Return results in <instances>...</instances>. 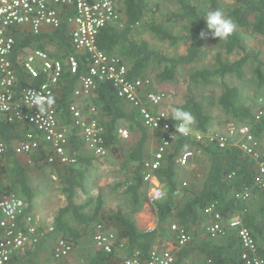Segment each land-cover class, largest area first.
<instances>
[{
  "label": "trees",
  "instance_id": "16d2710c",
  "mask_svg": "<svg viewBox=\"0 0 264 264\" xmlns=\"http://www.w3.org/2000/svg\"><path fill=\"white\" fill-rule=\"evenodd\" d=\"M175 3L178 6L176 11L158 19L153 15L156 7H152L147 0H121L119 4L122 5L124 15L122 25L108 24L102 28L95 38L97 49L116 59L119 64H125L129 77L145 78L153 68H157L155 76L159 82H172L184 74L188 82V94L182 103L172 108H183L195 116L193 130L207 132L211 121L209 106H216L228 116L227 120L237 123L242 121L241 123L249 124L255 136L264 135V116L256 119L253 110L242 100L238 86L226 81V78L232 77L239 81L243 80L247 75L249 63L255 61L257 66L253 71L260 85L264 82L258 54L251 55L248 52L241 35V32L259 35L264 43V0H230L226 5L217 0H209L207 4L202 5L192 4L186 0H176ZM210 9L223 10L225 15L236 23L235 32L227 41L218 40L207 32L202 16ZM147 32L173 45L184 41L187 44L186 49L183 53L167 54L152 46L142 36ZM201 32H205L212 45L220 47L224 54L241 55L232 61H225L222 52L218 51L212 63L200 66L199 62L203 55ZM13 36L15 44L11 60L17 73L15 87L17 92L23 87L38 85L42 80L40 77L28 78L18 65L16 57L24 49L32 47L33 43L40 45V41H46L65 46L67 54L74 52L66 24L40 35H24L15 31ZM75 56L78 60L77 74L64 73L59 83L60 95L54 98L57 110L64 114L67 123L71 122L68 105L73 101L72 94L77 78L86 70L84 57L77 53ZM209 87L212 91L216 89L213 95L211 89L208 90ZM209 95L213 96V100L207 105L205 99ZM88 101L96 108V117L103 126L102 135L109 154L115 158H128L134 163L133 183L128 190L131 191L134 201H138V190L146 188L142 179V163L148 155L145 153V147L150 134L141 124L136 111L118 96L117 88L112 81L97 80L95 90ZM168 121L172 125L176 124L171 120V111ZM121 125L138 134L133 148L128 153L123 151L117 135V129ZM15 129V123L0 120V134L6 141L10 142L11 137L18 135ZM70 142L76 153L77 164L57 166L56 170L64 185L67 203L54 217V231L44 232L32 247L25 249L20 255H14L12 261L15 264H53V260H48L46 254L48 258L52 255L51 249L49 253L50 242L58 234L64 235L74 247L80 246L79 256L83 264H118L116 252L104 253L94 250L91 241L81 240L84 238L83 232H86L85 226L96 221L100 202L93 213H88L84 210L85 204L74 201V187L82 186L86 173L85 166L90 164L91 158L80 153L81 142L73 132ZM185 146L200 147L207 161L206 171L202 179L190 186L184 185L180 188V194L175 195L179 184L178 170L182 167L177 165L176 158ZM45 156L44 149L31 154L36 165L44 164ZM4 160L8 162V170ZM0 171L9 172L12 179L9 185L1 186L3 191L12 192L13 189H17L24 196L27 208L31 209L34 194L29 184L27 170L10 149L0 156ZM255 171L256 163L236 146L219 147L215 140L197 142L178 134L164 154L160 167L155 171L165 190L164 197L150 205L155 216V226L152 229L138 230L121 211L105 215V220L115 229L117 238L125 240V251L128 255L138 252L147 257L153 246L176 236L170 228L174 223L189 233L192 240L177 250L173 264H180L182 259L195 252L202 255L201 264H245L241 258L240 243L231 229L216 239L199 236V225L210 221L205 209L211 207L212 213H218L223 218L232 215L241 217L243 224L251 230L257 243V253L264 261V189H259L253 184ZM243 188L251 190L250 198L235 197L234 193ZM144 193L145 190L142 189V194Z\"/></svg>",
  "mask_w": 264,
  "mask_h": 264
},
{
  "label": "built area",
  "instance_id": "2783aa9c",
  "mask_svg": "<svg viewBox=\"0 0 264 264\" xmlns=\"http://www.w3.org/2000/svg\"><path fill=\"white\" fill-rule=\"evenodd\" d=\"M121 0H0V115L8 123H15L25 128L22 136L12 142L6 141L0 134V156L8 149L16 156L28 155L44 149V164L50 166H73L77 164L76 155L70 145V131L81 142L84 151L99 159L109 154L102 135L103 126L99 123L96 108L88 101L94 92L97 80L107 79L117 88L118 96L136 111L141 124L155 137L152 150L142 163V179L150 201L164 197L165 190L155 175L163 156L171 143L180 133H175L176 124L168 121L169 110L162 109L167 98L165 93L152 87L151 79L129 77L127 66L119 64L112 57L97 49L95 38L99 31L108 24L120 20L119 3ZM66 24L73 53L64 57L52 56L43 49L33 48L18 65L28 78L40 77L38 85L26 86L16 91L17 73L11 60L15 39L13 32L24 35H40L45 31ZM75 53L81 54L86 61V70L77 78L73 91L74 101L68 105L71 124L67 126L59 117L54 97L55 91L64 73L77 74L78 60ZM39 97L41 105H34V98ZM52 99L54 103L48 104ZM259 119L260 114L256 113ZM28 127H31L30 129ZM119 139L129 136L128 130L117 129ZM194 141L215 140L219 147L228 145L240 148L244 155L256 163L253 184L264 189V135L255 136L249 124L227 123L225 132L212 136L191 130L188 135ZM200 150L185 146L176 158L179 166H186ZM230 176V175H229ZM56 179V174L51 175ZM183 186L186 181L182 182ZM180 194V188L175 190ZM235 197L248 199L251 190L243 188L234 193ZM210 216L206 226V235L212 239L222 236L227 230L236 234L241 246V258L245 264H264L257 253V243L249 228L239 215L228 218L212 213V208L205 209ZM175 233L173 245H155L143 257L138 252L126 254L122 264H173L176 251L188 245L192 238L189 233L172 223ZM54 231L53 225L43 227L32 209L27 208L25 200L14 192H4L0 185V264H15L14 255L22 254L32 247L44 232ZM95 250L115 253L125 250V240L101 222H96L93 231ZM73 243L64 235H55L52 239L51 253L53 264H67L66 258L74 251Z\"/></svg>",
  "mask_w": 264,
  "mask_h": 264
},
{
  "label": "rangeland",
  "instance_id": "374dc122",
  "mask_svg": "<svg viewBox=\"0 0 264 264\" xmlns=\"http://www.w3.org/2000/svg\"><path fill=\"white\" fill-rule=\"evenodd\" d=\"M192 4L202 5L207 4L209 0H186ZM222 5H226L230 0H217ZM152 7H156V11L153 12L154 16L158 19H162L169 15V13L176 11L178 9L176 0H147ZM122 5L119 4L120 20L116 22L115 25H122L124 20ZM242 38L246 43L248 52L251 55L258 54V59L260 61V69L264 75V43L259 35L243 33L241 32ZM144 36L152 46L157 47L159 50L167 54L183 53L186 49L187 44L184 41H179L175 45L170 44L165 41L159 40L157 37L153 36L151 33H145ZM40 45L33 43L32 47H28L22 51L26 53L34 47H39L46 51L52 56L64 57L67 54V48L63 45H57L54 43H47L46 41H40ZM41 46V47H40ZM203 55L199 62L200 66L209 65L214 60L216 52H222V57L225 61H232L238 58L241 54L236 53L232 55H226L220 47H215L212 45L211 40L207 34L203 37L202 41ZM70 53V52H69ZM257 63L252 61L247 67L246 77L239 81L235 78H226L230 84L237 85L239 88V93L242 100L253 110L254 114L259 113L260 116H264V82L260 85L259 79L256 73L253 71ZM157 68L149 70L145 77L151 79L152 87L156 90L162 91L166 95L165 102L162 104V109L171 111L174 105L180 104L184 101L186 95L188 94L187 79L185 75H180L176 80L172 82H159L155 76ZM216 88V87H215ZM213 95L216 92L212 91ZM209 95L205 99V103L209 105L213 96ZM89 100V98H88ZM206 105V106H207ZM208 112L210 111L211 121L207 128L206 134L212 136H219L225 132V127L227 123L231 122L227 120L228 116L216 106H209ZM242 121L235 122L240 124ZM121 128L127 129L125 125H121ZM27 128V127H26ZM128 130L129 136L126 139H120L123 151L129 152L133 148V145L138 138V134L135 131ZM193 131V127H191ZM15 131L18 135L11 137V142L15 139H19L22 136L23 129L20 125L16 124ZM264 133V132H263ZM154 146L151 140H148L145 153H149ZM194 147V146H193ZM200 150V152L190 159L186 166H182L179 171L177 187H183L182 182L186 181L185 186H190L195 181H199L205 174L206 171V158L201 151L199 146H195L194 149ZM86 157V154H83ZM22 156H24L22 154ZM22 156H16L27 170L29 177V184L33 191V198L31 203V209L35 216L39 219L43 227L46 229L47 225H53L54 217L57 215L58 210L65 206L67 203L66 194L63 190L62 180L58 177L56 173L57 166H50L47 164L36 165L35 163H28L27 157L22 158ZM28 156V155H27ZM31 158V155H29ZM91 157L90 164L86 165L85 179L81 187H74V201L79 204H85V211L88 213H93L96 209L97 203L100 202V207L98 209L99 214L95 219L97 222L103 223L106 227L111 228L116 234L117 232L110 225L107 224L105 220V215L109 213H114L116 211H121L124 216L129 218L138 230L152 229L155 226V216L151 210V203L146 194V188L142 187L138 190L139 197L138 201H134V197L129 191L130 185L133 183L132 180V169L134 168V163H132L128 158H115L111 153L103 159L97 157ZM6 168L8 170V162L5 161ZM79 166V165H78ZM56 174L57 178L52 179L51 175ZM12 179L9 172L0 171V185H9ZM142 189L145 193L142 194ZM12 192L16 193L24 199V196L18 192L17 189H13ZM96 221H93L89 226H85L86 232H83V241H91V246L95 250L92 240L93 231ZM208 224V223H207ZM207 224L201 223L199 225V236L207 237L206 226ZM192 238V237H191ZM175 237H170L158 243V246L173 245L175 247ZM52 240L50 242L49 253L51 249ZM74 258L79 264H83L79 253L80 246H75L74 248ZM127 251H117L116 258L118 264H122ZM47 259L52 261V259ZM44 257V256H42ZM202 257L196 256L190 264H201Z\"/></svg>",
  "mask_w": 264,
  "mask_h": 264
},
{
  "label": "clouds",
  "instance_id": "9594fccd",
  "mask_svg": "<svg viewBox=\"0 0 264 264\" xmlns=\"http://www.w3.org/2000/svg\"><path fill=\"white\" fill-rule=\"evenodd\" d=\"M205 21L206 30L212 37L218 40L227 41L233 35L236 29V23L225 15L221 9H210L202 16ZM205 32H201V36H205ZM34 105H41L42 101L39 97L34 98ZM54 101L50 98L48 104L51 105ZM171 120L176 122L175 133L188 135L191 127L196 123L195 116L187 110L180 107H174L171 110Z\"/></svg>",
  "mask_w": 264,
  "mask_h": 264
},
{
  "label": "crops",
  "instance_id": "0c3cea01",
  "mask_svg": "<svg viewBox=\"0 0 264 264\" xmlns=\"http://www.w3.org/2000/svg\"><path fill=\"white\" fill-rule=\"evenodd\" d=\"M124 16V15H123ZM34 48H39V47H34ZM33 49V48H32ZM39 49H41V48H39ZM31 50V49H30ZM29 50V51H30ZM29 51H27L26 53H28ZM26 53H21V54H18L17 56H19L20 58L19 59H22V57L24 56V55H26ZM16 61L18 62L19 60H18V58L16 57ZM76 84H77V81H76ZM76 86V85H75ZM75 89V88H74ZM74 91V90H73ZM59 95H60V90H59V87L56 89V91H55V97L57 96V97H59ZM54 97V98H55ZM72 97H73V101H74V95L72 94ZM59 117H60V119L62 120V122L63 123H65L67 126H70V124H71V122H69V123H67L66 122V119H65V116H64V114H62L61 112H59ZM0 120H4V118H3V116L2 115H0ZM71 120V119H70ZM29 129L31 128V127H28ZM23 129V132L25 131V127H23L22 128ZM23 132H22V134H23ZM72 131H70V133H71ZM148 132H149V134H150V136H149V138H148V140H151L152 141V143H154L155 142V137L153 136V133L151 132V131H149L148 130ZM11 142V141H10ZM70 145H71V142H70ZM72 151H73V153L76 155V153L74 152V148L72 147ZM80 153L81 154H86V156H88V157H90V155L86 152V151H84V148L82 147V144H80ZM24 156H22V155H18V156H22V158H25V154H23ZM16 156V155H15ZM108 156V155H107ZM106 156V157H107ZM26 157H27V155H26ZM91 158V157H90ZM201 256L202 257V255L200 254V253H193V254H190L189 256H187L186 258H184V259H182L181 260V262H180V264H190V262H192L193 260H194V258L196 257V256ZM75 256H74V253L72 252L67 258H66V263L67 264H79V262L77 263L76 261H75V258H74ZM176 257H177V251H176ZM49 258L50 259H52V255L51 256H49ZM53 260V259H52ZM176 260V259H175ZM53 262V261H52ZM201 262H202V260H201ZM174 263H175V261H174Z\"/></svg>",
  "mask_w": 264,
  "mask_h": 264
}]
</instances>
